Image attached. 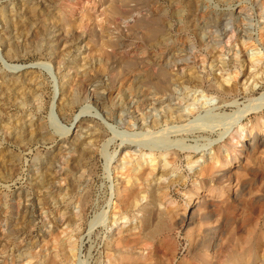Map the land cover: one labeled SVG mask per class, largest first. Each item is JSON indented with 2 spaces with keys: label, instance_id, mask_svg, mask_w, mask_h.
Wrapping results in <instances>:
<instances>
[{
  "label": "rangeland",
  "instance_id": "1",
  "mask_svg": "<svg viewBox=\"0 0 264 264\" xmlns=\"http://www.w3.org/2000/svg\"><path fill=\"white\" fill-rule=\"evenodd\" d=\"M251 56L264 62V0H0V264H264V135L230 169L219 138L264 94L262 62L240 84ZM242 120L260 133L264 108ZM219 139L220 163L189 165ZM171 152L156 206L110 226L120 189Z\"/></svg>",
  "mask_w": 264,
  "mask_h": 264
},
{
  "label": "bare ground",
  "instance_id": "2",
  "mask_svg": "<svg viewBox=\"0 0 264 264\" xmlns=\"http://www.w3.org/2000/svg\"><path fill=\"white\" fill-rule=\"evenodd\" d=\"M192 4V1H190V5ZM156 22V20H155ZM158 23V22H157ZM153 26L154 27H150L151 29L150 32H149V36L151 37H154L157 33V26L154 25L153 23ZM159 28V27H158ZM158 34V33H157ZM210 38V37H209ZM212 39V38H211ZM262 58L257 56V57H253L251 56V58L249 59V61H246L247 64H246V69L245 71L243 72V75L241 77V80H240V84L242 85H246L248 83V81L251 80V78H254L256 76L255 72H256V68H258L260 66V63L262 62ZM245 63V62H244ZM242 64V66H245V64ZM264 63V62H262ZM261 67V66H260ZM259 67V68H260ZM258 68V69H259ZM256 69V70H255ZM260 70V69H259ZM259 72V71H258ZM177 77V76H176ZM217 78V77H216ZM202 77L200 76H197V75H192L191 76V82H193L194 84H201L202 83ZM237 81V80H236ZM169 83H170V80H169V77L167 78V73L166 72H160V77L157 78L156 81L153 82V84L155 85V87L159 90V91H166L168 89V86H169ZM235 87V86H234ZM227 90V88H225ZM228 89H231V88H228ZM96 99V98H95ZM169 100V99H168ZM168 105H170V103H168ZM163 106V105H162ZM264 108V94L261 95L260 98H256L253 102V104L251 106H248V107H245L244 110H242L241 112H239L237 115H234L236 116L235 117V123L233 124H236L237 123V120L239 121L237 126H239V128H237L235 130V128H233L232 130V133L234 132V135H232V137L228 140V142H225V139H223V136L224 135H221L219 138L222 139V141L224 142L223 145L226 146V152L224 153V157L223 158H226L225 161L226 163L224 164L225 166L229 168V166L232 164V162L234 163V159H238L239 156L237 155V150L238 151H241L239 150V148H243L244 146H251L252 143L254 142V140H256L257 136L258 135H264V124L261 126L260 128V133L259 132V129L258 126L259 125H256L254 126L253 128H251V130H247V126L245 125H242L243 124V118L246 116V114H248L249 112H252V111H260V110H263ZM180 108L179 107H171L169 109H167L165 112H164V117L167 118V116L169 115L168 118H171V121L174 120H178V121H181L183 120L184 118V113L180 112ZM240 111V110H239ZM191 112V111H190ZM163 116V115H162ZM198 116V115H197ZM213 116V115H212ZM219 116V115H218ZM221 116V115H220ZM186 119V117H185ZM208 119V118H207ZM234 119V118H233ZM232 119V120H233ZM184 121V120H183ZM154 123H158V121H155ZM168 123V122H167ZM205 123V122H204ZM261 123V122H260ZM195 124V123H194ZM97 131V130H96ZM213 131V130H212ZM253 133V134H252ZM258 133V134H256ZM94 134V133H93ZM226 135V134H225ZM182 137V136H181ZM260 138V137H259ZM264 138V137H262ZM261 138V139H262ZM219 139V140H220ZM123 140V139H122ZM127 140V139H126ZM128 140L130 141L128 144H130V146H135V141L134 139H129ZM127 140V141H128ZM150 140V139H149ZM217 140V139H216ZM235 140V141H233ZM90 141V140H89ZM92 141V140H91ZM175 141V140H174ZM180 141V140H179ZM178 141V142H179ZM184 141V140H183ZM234 143H233V142ZM259 141V140H258ZM161 142V141H159ZM177 142V141H175ZM174 142V143H175ZM182 142V141H180ZM179 142V143H180ZM141 143V142H140ZM173 144V143H172ZM216 144H220L218 146V148L215 149V146ZM210 147H209V146ZM208 145H205V146H194V147H189L188 149L194 151V152H197V154H200L199 156H197L196 158H193V160H191L189 162V165L194 168V166L196 165H199L201 166V162L204 161V159L206 160L207 158L208 159H216L217 162H213L214 164L215 163H220V159L222 158V155L221 152H222V148L221 147V140L214 143V141L210 142ZM187 147V146H186ZM185 147V148H186ZM162 148V147H161ZM253 148V145L252 147ZM176 149V148H175ZM179 149V148H178ZM182 149V148H181ZM185 150V149H183ZM213 151L211 154V157H208V155L206 156V151ZM168 152V151H167ZM176 152V150H175ZM224 152V151H223ZM234 152V153H233ZM173 152L171 153H166L165 156L163 155V159H161V163L158 161L157 163L154 164V166L152 167H155L153 168L154 171H151V172H145V171H142V168L141 170L139 171L140 173L138 174V179H139V184H133V186L131 187H127V186H124L123 188L120 189L119 191V200L116 204V209L115 211L113 212L112 216H111V223L109 224L110 226H115L117 225L118 223H120L121 225V229H124L125 228V224L122 225V223H124L125 221H122V222H119L120 219H127L128 215V211L131 210L132 208L134 207H138L140 205V201L141 199H149V202H150V205L151 206H156V203H158V189L159 188H164L161 186V180H163L164 178H166L167 176H169L171 170H170V166L172 165V163L174 164L173 160V156H172ZM175 155V154H174ZM178 155V154H177ZM207 159V160H208ZM223 160V159H222ZM221 160V161H222ZM236 162V161H235ZM154 163V162H153ZM160 163V164H158ZM201 164V165H200ZM206 165V164H205ZM205 165H202V166H205ZM222 165V164H221ZM213 167L212 168H207L206 167H203L202 169L200 168V173L202 175H205V173L207 172H214L213 170L216 169L214 165H212ZM237 166V165H236ZM133 168V167H132ZM140 168V167H139ZM159 170L158 172V175L155 173L156 170ZM217 171V170H216ZM222 172V171H221ZM137 175V174H136ZM212 175V174H211ZM157 176V177H156ZM51 177V176H50ZM237 177V176H236ZM159 180V181H158ZM152 181L156 182L158 181V184L159 186H156L155 190L153 191H150L148 187V185L150 186V184L152 183ZM150 182V183H149ZM157 184V185H158ZM260 186V185H259ZM196 189L198 190L199 189V185L197 184L196 185ZM152 190V188H151ZM212 191V190H211ZM147 192H149V194H147ZM164 193V192H163ZM195 190H193L190 195H189V204H192V203H195V200L193 199V196L195 194ZM243 195V194H242ZM250 195V194H249ZM195 197V196H194ZM164 198V197H163ZM187 198V197H186ZM244 202V201H243ZM161 206V205H160ZM142 207V206H141ZM160 208V207H159ZM166 208V207H165ZM156 209V208H155ZM154 210V208H153ZM152 210V211H153ZM157 210V209H156ZM155 210V211H156ZM176 214L179 215V213H176L175 212V209L171 208L169 210L166 211V214L163 215L162 217H160V221L158 222V226H156L157 230H155L156 232H169L170 230H172V227H173V222H172V219L177 216ZM193 216V214H192ZM187 217V212L184 211L182 213H180V218H181V222L184 221ZM216 220V219H215ZM205 222V221H204ZM146 223V222H145ZM144 223V224H145ZM189 223V222H188ZM193 223V222H192ZM95 224V223H94ZM152 225V224H151ZM200 225V223H199ZM255 225V224H254ZM201 227V226H200ZM194 230V229H192ZM195 231V230H194ZM191 232V231H190ZM193 232V231H192ZM196 232V231H195ZM156 234V233H155ZM191 234V233H190ZM128 236H121V237H118L117 238V242L118 244H122L124 242L127 243V241L129 242V240L131 238H129ZM149 239H153L154 236H151L149 237ZM244 239V238H243ZM238 243V242H237ZM192 245V244H191ZM225 245V244H224ZM131 259V258H130Z\"/></svg>",
  "mask_w": 264,
  "mask_h": 264
}]
</instances>
